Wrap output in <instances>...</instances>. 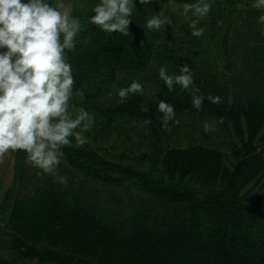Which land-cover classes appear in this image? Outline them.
<instances>
[{
  "label": "trees",
  "instance_id": "1",
  "mask_svg": "<svg viewBox=\"0 0 264 264\" xmlns=\"http://www.w3.org/2000/svg\"><path fill=\"white\" fill-rule=\"evenodd\" d=\"M186 2L194 0L137 5L130 34L122 36L89 22L100 0H65L85 25L69 53L84 92L74 103L96 119L88 144L63 149L57 175L66 182L13 153L14 182L0 204V264H264V205L248 191L264 177V11L252 8L253 0H216L206 17H185ZM162 9L171 25L147 29ZM190 21L202 36L191 35ZM185 63L205 97L200 111L190 92H170L159 77L160 67L179 75ZM133 80L143 92L120 103L118 90ZM209 95L222 102L210 103ZM160 100L181 120L170 132L158 119ZM144 102L148 113L139 110ZM184 114L213 121L230 141L199 142L213 138L204 130L192 138L186 131L194 123ZM181 127L185 139L175 145L169 137ZM115 140L142 150L132 148L140 153L132 165L98 150Z\"/></svg>",
  "mask_w": 264,
  "mask_h": 264
},
{
  "label": "clouds",
  "instance_id": "2",
  "mask_svg": "<svg viewBox=\"0 0 264 264\" xmlns=\"http://www.w3.org/2000/svg\"><path fill=\"white\" fill-rule=\"evenodd\" d=\"M216 0H194L183 5L185 17L191 12L206 17ZM158 3V0H100L92 11L89 22L106 33L130 34L132 15L137 5ZM252 8L264 11V0H253ZM264 24V15L259 17ZM172 21L164 10L146 21L149 30H159ZM193 37H200L204 29L189 22ZM85 30L79 17L72 14L65 0H0V161L17 151L26 154V161L40 170L39 174L56 177L64 161L65 148H83L90 142L95 115L74 103L84 100L82 89L76 88L69 53L77 48V36ZM86 42V41H85ZM159 77L171 92L175 86L190 92L191 105L202 110L205 97L194 85L192 71L187 63L180 66L179 75H169L160 67ZM143 92V85L133 80L118 90L120 103ZM208 101L220 104L219 95H209ZM139 110L149 112L147 103ZM158 117L163 131L170 132L179 120L175 119L174 105L160 100ZM153 124L151 118L143 120ZM205 133L215 131V124L205 121Z\"/></svg>",
  "mask_w": 264,
  "mask_h": 264
},
{
  "label": "rangeland",
  "instance_id": "3",
  "mask_svg": "<svg viewBox=\"0 0 264 264\" xmlns=\"http://www.w3.org/2000/svg\"><path fill=\"white\" fill-rule=\"evenodd\" d=\"M68 4H70V3H68ZM71 8H72V6H71ZM153 94H154V96L156 95L155 92ZM184 115L187 116V117H184V119H186L185 123L189 122L190 120L194 123V125L192 123H189L190 129L188 128V130L186 131V134L189 131H193L192 138H195V137H197V139L202 138L200 131L203 130L202 125H203L204 121H207V120H203V121L199 120V122H198V119L194 120L192 117H189V115H187V114H184ZM180 121L181 120H179V122ZM201 122H202V124H200ZM207 122L215 124V131L210 132L209 134L207 133L209 136H211L213 138L209 139V140H200L199 142H206V144H208L209 146H218V147H220V144H223V143L228 144L230 139H228V137L226 135H223L222 131H219L218 125L216 123H214L213 121H207ZM182 130H183V127L179 128L177 133H174L172 135V137H169L170 138L169 141H175V145L177 144V140H178L177 138L178 137H180L184 141L185 138L183 139L182 135L180 134L182 132ZM113 143L115 144L114 147L111 145H107V144H99V145H97V148L102 154L107 155L108 158L111 157L116 162H118V163L122 162L125 165H132L136 161L134 159L136 157L140 156L139 152L136 151L135 153H133V151H132V148H136L138 150H141L137 144L131 145L130 143H128L127 141H124V140L123 141L115 140V141H113ZM133 146H135V147H133ZM140 147H141V145H140ZM223 149L225 151L227 164L229 167H232L233 164H236V161L233 158L231 152H229L228 148L223 147ZM123 156H125V158H126L125 160L122 159ZM2 162L3 161H0V164ZM248 191H250V197H249L250 199H253L255 202H258V203H261L262 205H264V177L259 183L251 186L248 189ZM4 197H5V194L2 191L1 183H0V204H1L2 200L4 199ZM154 243H156V242H154L151 239L150 242L148 243V245L150 244V246L155 248ZM140 245L144 249V244L140 243ZM165 259H168V257H165Z\"/></svg>",
  "mask_w": 264,
  "mask_h": 264
},
{
  "label": "crops",
  "instance_id": "4",
  "mask_svg": "<svg viewBox=\"0 0 264 264\" xmlns=\"http://www.w3.org/2000/svg\"><path fill=\"white\" fill-rule=\"evenodd\" d=\"M12 155V156H11ZM5 168V169H4ZM15 163L13 153L5 157L0 164V180L3 193L12 187L14 182Z\"/></svg>",
  "mask_w": 264,
  "mask_h": 264
}]
</instances>
